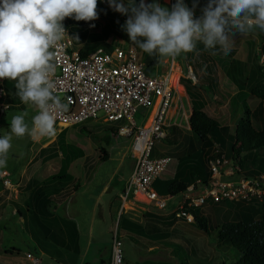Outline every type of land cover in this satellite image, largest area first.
<instances>
[{
	"label": "rangeland",
	"instance_id": "374dc122",
	"mask_svg": "<svg viewBox=\"0 0 264 264\" xmlns=\"http://www.w3.org/2000/svg\"><path fill=\"white\" fill-rule=\"evenodd\" d=\"M101 2L104 5V9L98 13L106 21V27L103 29L107 34L105 41L109 45L133 44L129 40L123 27L128 16L114 11L109 6L107 0H101ZM117 2L119 3L121 0H117ZM152 2L153 0H145L146 4ZM155 2L162 7H167L169 10L173 6V0H155ZM123 3L127 6V0H123ZM106 11H109V15L104 13ZM101 24L102 20L95 19L91 22L90 29L98 30ZM233 39L235 57L247 59L248 65L251 62H255L256 59L258 62L262 61L264 54V32L256 30L246 35L237 34ZM134 46L137 51V59L146 63L149 59L156 58L158 63L156 68L167 65L171 59L150 58L147 53L142 52L136 45ZM248 48L251 50V56L250 58H245L248 53ZM181 56L174 60L182 62L183 59ZM212 56L220 87H218V91L216 90L214 94H209V91L204 94L207 103V112L213 114L212 116H215V114L218 116L222 110L228 112V108L229 110H233L231 119L232 122L236 123L238 118L243 115L245 108H254L257 98L251 96L244 89L237 90L238 88L230 78L224 74L229 60L228 57ZM193 73L196 77L197 74L195 71ZM223 103L227 106L226 108L224 106L222 107L221 104ZM217 111L220 114L218 113L217 115ZM25 112L27 113L25 122L30 127V114L26 110L21 111L16 107H11L6 109L4 113H1L0 137L10 133L12 117ZM144 112V108H137L136 113L133 115L137 124L142 121ZM100 115L101 112H98L97 116L99 117ZM174 128L178 129L174 135H167L162 140H154L152 146V152L154 154L160 152L168 154L171 157L161 175L164 178L173 169L175 170L176 156L179 152H190L193 151L192 149H197L198 147L197 137L192 135L188 128L185 129L180 126H174ZM92 134L97 135L96 140L91 137ZM103 136H105L104 139L108 138V142H105L102 138ZM187 136H190L189 139ZM62 137L63 141L65 140L83 149L84 152L83 156L73 160L69 167L70 174L76 175L73 185L75 186L74 189L78 191L74 194H71V191L69 193L71 195L67 194L65 195L66 197L63 196L62 198L59 195V200H53L49 188L44 193L50 197V204L54 205L52 212L55 215L76 222L78 230V250L73 251L68 247H59L62 252L60 258L42 252L26 231L22 219L15 212L13 206L15 199H13L14 191L12 185L18 181L15 176L19 173L28 158L30 153L28 144L30 141L28 135L22 138L13 137L11 141L12 149L9 153L7 164L5 167H0V171L6 169L10 173L6 175L9 181L6 185L2 183L0 178V233L4 230L0 236V264H28V259L24 255L26 251L38 257L37 264H109L114 235L120 243L122 261L126 264H177L183 260L187 261L188 264H231L237 258L235 250H224L222 248L223 243L215 238L216 229H213L214 226L222 221L233 218L231 215L232 209L229 206H232V204L229 202H205L202 204L200 206V212L202 215L208 217V231L204 232L195 222H186L182 218L172 216L170 209L176 207L177 203L182 199V193L167 196L164 185L158 183L159 178H161L160 176L156 182L158 193L167 198L165 208L156 210V212L159 211L164 215H168L171 220V223L166 229L167 236L154 239L151 243H146L145 241L147 240L141 237V240L144 242V245L141 246L133 242L125 234H120L118 230V218L120 215L134 222H141L142 212L146 209L141 204H138V206L133 205L131 208L126 209L121 207L118 214L110 217L105 205V198L111 193L120 190L125 179L128 177L132 160L128 154V137L120 134L115 135L113 127L108 122L98 121V118L95 120L86 119L81 123L67 126ZM187 141L188 145L186 144ZM41 143L45 145L47 144V140ZM58 145V140L54 139L47 145L42 146L40 149L45 150L44 152L46 153L42 151V153L46 154L45 159L37 162L36 165L30 164L28 168L40 167L43 164L42 161H45V164L37 172L39 175L43 174L39 177L48 173H54L57 170L59 160ZM35 146L33 145L31 147L32 152L37 148ZM188 146L193 147L189 148ZM98 147L105 148L107 152L105 159H99ZM42 153H40L41 156ZM43 171L44 173H42ZM83 176L90 177L88 179L89 184L84 185L81 182ZM24 180L18 181L19 187L16 186L18 189L23 185ZM85 193L88 194V197L96 194L99 202L90 204L85 201H80L79 199L81 197H85ZM1 226H3V229ZM11 247L17 248L18 252L12 251L10 254H5L4 249ZM198 247L201 249V252H199ZM193 250L196 252L194 253Z\"/></svg>",
	"mask_w": 264,
	"mask_h": 264
},
{
	"label": "built area",
	"instance_id": "2783aa9c",
	"mask_svg": "<svg viewBox=\"0 0 264 264\" xmlns=\"http://www.w3.org/2000/svg\"><path fill=\"white\" fill-rule=\"evenodd\" d=\"M52 49L56 72L52 77L55 93L67 104V110L56 118V129L81 123L86 119L108 122L115 135L129 139V157L133 161L120 197L151 209L166 206V198L152 186V181L166 167L171 157L154 155V140L165 139L171 126L188 124L190 104L182 78L194 82L196 77L186 61L170 59L168 65L156 68L153 64L137 59L133 44L101 45L82 50L68 34ZM180 86V89H177ZM4 87L0 80V114L7 109L2 101ZM145 112L142 121L136 123L133 115L137 108ZM37 111L33 116L37 114ZM98 112L101 115L98 117ZM183 123V125H181ZM32 126V125H31ZM30 126V128H31ZM185 126V125H184ZM33 140L32 143L40 142ZM207 182L199 179L190 182L181 192L182 199L171 213L186 222H194L186 206H201L205 202L262 201L264 198V168L254 174L245 170L226 156L217 152V146L206 158ZM5 170L0 171L4 185L9 181ZM28 264H37L38 257L29 251L24 253ZM109 264H126L122 261L120 243L114 235Z\"/></svg>",
	"mask_w": 264,
	"mask_h": 264
},
{
	"label": "trees",
	"instance_id": "16d2710c",
	"mask_svg": "<svg viewBox=\"0 0 264 264\" xmlns=\"http://www.w3.org/2000/svg\"><path fill=\"white\" fill-rule=\"evenodd\" d=\"M136 3L138 5L139 1ZM175 3L176 0H173V5ZM183 3L193 11L194 18H199L202 16V9L207 5L208 0H183ZM103 9L104 5L101 0H98L97 11L100 12ZM104 13L109 15V11ZM97 19L102 20L98 30L90 29L92 21H76L72 18H65L63 25L67 27L72 41L82 50H89L98 45L108 48L110 45L105 41L107 34L103 30L106 27V21L99 13ZM234 53L235 48L232 47V51L227 56L229 60L225 74L238 89L246 90L259 102L253 109L245 108L243 115L238 118L232 128L221 124L203 110L204 94L207 91L209 94H214L217 84L213 56L199 42L196 51L181 56L194 71L199 63L205 64L208 67V73L203 72L202 78L204 79L198 77L194 82H190L187 78L181 79L190 104L188 130L197 137L199 147L194 151L178 153L173 175L170 178L158 180V183L164 185L167 196L182 192L185 186L194 182L195 179H199L202 183L207 182L206 158L216 146L218 153L223 152L232 158L233 161L241 165L246 174H254L264 168V54L261 62L256 59L255 62L248 65L235 58ZM250 56L251 50L248 48L246 58H250ZM146 63L153 64L154 60L150 59ZM16 93L14 92V94ZM63 134L64 130L62 129L57 135L60 154L57 173L49 174L46 180H41V183L32 179L28 184L29 188L25 191L26 198L18 197L23 204L17 202L13 204L15 212L22 219L26 231L36 246L42 252L58 258L62 255L60 246L68 245L73 250L78 247L77 229L74 221L57 216L52 212L54 205L50 204L51 199L46 193L44 194V191L49 188L50 190H47L53 194L56 191V186L53 185L54 180L66 176L69 162L82 155L81 148L63 141ZM91 137L94 140L97 139L96 134H92ZM102 138L104 139L105 136ZM104 140L108 142V138ZM98 151L99 159L107 157L104 147H98ZM156 182L155 178L152 181V186L158 193ZM62 187L63 185H60L58 189ZM73 189V186L68 187L60 193V197L69 194ZM60 191L61 189L58 192ZM229 203L235 207V216L213 227L216 229L215 238L222 241L224 250L233 249L236 251L237 258L231 264H264V198L262 201L254 200L248 203L229 201ZM186 208L191 211L196 225L207 232L208 217L201 214L200 206H186ZM172 216L175 217L173 214ZM142 220V224H138L120 215L118 230L126 233L128 238L141 246L144 245L141 237L147 240L146 243H151L154 239L167 236L166 229L171 223L168 215L156 212L155 209H149L142 212ZM12 251L18 252V249L15 247L4 249V252L8 254ZM177 264H188V262L183 260Z\"/></svg>",
	"mask_w": 264,
	"mask_h": 264
},
{
	"label": "clouds",
	"instance_id": "9594fccd",
	"mask_svg": "<svg viewBox=\"0 0 264 264\" xmlns=\"http://www.w3.org/2000/svg\"><path fill=\"white\" fill-rule=\"evenodd\" d=\"M107 2L128 16L123 27L129 40L159 59L194 52L198 42L211 55L227 57L234 36L264 32V0H208L199 18L183 0H176L171 10L155 0H139L138 5L127 0V6L123 0ZM97 8L98 0H0V80L16 81L19 99L38 110L31 128L26 112L12 117L10 133L0 137V167L7 164L13 137L39 140L56 135V118L67 104L55 93L52 49L65 36V18L93 21Z\"/></svg>",
	"mask_w": 264,
	"mask_h": 264
},
{
	"label": "crops",
	"instance_id": "0c3cea01",
	"mask_svg": "<svg viewBox=\"0 0 264 264\" xmlns=\"http://www.w3.org/2000/svg\"><path fill=\"white\" fill-rule=\"evenodd\" d=\"M167 2V1H166ZM165 2V3H166ZM234 48V47H233ZM235 57V56H234ZM151 58V57H150ZM235 58H237V57H235ZM246 58V57H245ZM238 60H240V61H243V62H246V63H248V61H247V59H241V58H237ZM150 60V59H149ZM151 60H154V62H157V59L156 58H151ZM184 61V60H183ZM211 62V61H210ZM213 63H214V65H215V62H214V60H213ZM227 64H228V62H227ZM168 65V64H167ZM190 65V64H189ZM191 66V65H190ZM227 66V65H226ZM192 68V67H191ZM208 67L207 66H205V64H198V66H197V69H195L196 71H195V73L198 75H196V80H197V78L199 77H201L202 78V76H203V72H206V73H208V69H207ZM206 69V70H205ZM225 69H226V67H225ZM193 70V69H192ZM194 71V70H193ZM214 75H215V78H216V80H217V77H216V69H215V66H214ZM224 74H225V70H224ZM226 75V74H225ZM227 76V75H226ZM202 79H204V78H202ZM2 82H3V86H4V96L2 97V101L3 102H5L8 106H7V109H9V108H11V107H16V108H18L19 110H21V111H24V110H26V111H28L29 112V114H30V126H31V121H32V117H33V115H34V113L36 112V108L34 107V106H30V105H27V104H24L20 99H19V97L16 95V94H14V92H17V89H16V87H15V85H16V81H12V80H7V79H2ZM218 87H220L219 86V84H218V80H217V84H216V89H215V91L217 90L218 91ZM177 89H180V86H177ZM237 90H239V89H237ZM215 93V92H214ZM186 96H187V98H188V95H187V93H186ZM205 99V98H204ZM254 99V98H253ZM188 100H189V98H188ZM259 102V100L257 99V101H255V105L257 104ZM222 105V107L224 106V108H226L227 106L225 105V103H223V104H221ZM206 107H207V103H206V101H205V104H204V106H203V110L208 114V115H210V116H212L213 114H210V113H208L207 112V109H206ZM227 111L228 112H225L224 110H222V112H221V114L217 111V115H218V113L220 114V115H218V116H216V114H215V116H212V117H214L216 120H218L221 124H225V125H228L230 128H232L233 127V125L235 124V122H232V119H231V115L233 114V110H229L228 108H227ZM185 125V126H184ZM182 127H184L185 129H187L188 128V124L186 125V124H184ZM65 130L66 129V127H62V128H59V129H56L57 131H56V138H55V136H52V137H45V138H43L40 142H37V143H32L31 141H30V136L28 135V138H29V141H30V143L28 144V149L30 150V153H29V155H28V158L26 159V161H25V164L22 166V168L20 169V171H19V173L15 176V178H17V180L19 181V180H22V179H25L24 180V183H23V185L22 186H20V188L18 189L16 186H18L19 187V182L17 181V182H14L13 183V191H14V198L13 199H15V201L14 202H17V203H19V204H23L22 203V201H21V199L19 198L18 199V197L19 196H22V198H26V196H25V191L27 190V188H29L28 187V184H29V182L32 180V179H35L34 181H37L38 179L40 180V182H38V183H41L43 180H46V178L48 177V175L49 174H54V173H57V170L54 172V173H48V174H46V175H44V176H42V177H39V176H41V175H43V174H41V175H39L37 172H38V170H40L41 168H42V166L45 164V161H42L43 162V164L40 166V167H37V166H35V167H33L32 169H29L28 168V166L31 164V165H36V163L37 162H39V161H41V160H44L45 159V157H46V154H44V153H46V152H44L45 150H42V149H40L42 146H45V145H47L48 143H50V142H52L54 139L56 140L57 139V135H58V132L60 131V130ZM178 129H175L174 128V126H171L170 127V131H169V136H171V135H174L175 133H176V131H177ZM190 135V134H189ZM168 136V137H169ZM167 137V138H168ZM189 137L190 136H187V138L189 139ZM187 139V140H188ZM44 140H47V144H45V145H43L41 142H43ZM65 141V140H64ZM197 141H198V139H197ZM187 145H188V141H187V143H186ZM189 144H190V142H189ZM33 145H36L35 147H37L35 150H34V152H32V150H31V147H33ZM186 145V146H187ZM189 148L190 147H193V146H188ZM198 147H199V141H198ZM197 147V148H198ZM82 150V155H80V156H77V157H75L74 159H72L70 162H69V164H68V167H67V169H66V173H67V175L66 176H64V177H62L61 179H56V180H54V182H53V185H55L56 186V191H54V193L52 194V197H53V200H59V195H60V193H62L65 189H67L68 187H70V186H74L73 185V181H74V179L76 178V175H72V174H70V172H69V167H70V165H71V162L73 161V160H75V159H77V158H80V157H82L83 156V149H81ZM193 151L194 150H196V149H192ZM42 151L44 152V153H42ZM32 152V153H31ZM40 153H42V156H41V154ZM153 153V152H152ZM180 153V152H179ZM182 153V152H181ZM184 153H187V152H184ZM154 154V153H153ZM158 154H160V152L159 153H156V154H154V155H158ZM60 155V154H59ZM177 157V156H176ZM42 162H40V163H42ZM58 163H59V160H58ZM59 165V164H58ZM132 165H133V161L131 160V165H130V171H131V168H132ZM57 168H58V166H57ZM2 170H5L6 172H7V174H10L9 173V171H7L6 169H2ZM130 171H129V173H130ZM28 174H27V173ZM163 172L164 171H162L157 177H156V179L160 176L161 177V175L163 174ZM42 173H44V171L42 172ZM129 173H128V175H129ZM173 173H174V169L171 171V173L170 174H168L167 175V177H161V178H159L160 180H164V179H167V178H170L172 175H173ZM38 174V175H37ZM58 174H60V173H58ZM23 175H25L24 177H23ZM82 179L84 180H82L81 182H83V184L85 185V184H89V182H88V179H90V177H82ZM155 179V178H154ZM153 179V180H154ZM38 180V181H39ZM42 180V181H41ZM59 180H62V181H59ZM87 180V182H85ZM125 181H126V179H125ZM125 181H124V183H125ZM80 184H82V183H80ZM159 184H161V183H159ZM60 185H63V187L62 188H59V189H61V191L60 192H58L59 191V189H58V187L60 186ZM77 186H78V182H77ZM123 186H124V184H123ZM123 186H122V188L120 189V190H117L115 193H111L109 196H107L106 198H105V205H106V208H107V210H108V213H109V215H110V217L112 216H114V214L116 215V214H118L119 213V211H120V209H121V207H124V209H126V208H131V206H133V205H136V206H138V204L137 203H133V202H131L130 200H125V201H123L122 200V198L120 197V193H121V191H122V189H123ZM73 188H75V186L73 187ZM78 190L77 189H73V191H72V193L71 194H74V193H76ZM88 192H89V190H88ZM45 194V193H44ZM71 194H69V195H71ZM68 195V196H69ZM66 197V196H65ZM62 198V197H61ZM76 200V199H75ZM80 201H85V202H87V203H90V204H92V203H94V202H96V203H98L99 201H98V199L96 198V194H92L91 196H89L88 197V194L87 193H85V197H81V199H79ZM14 202H13V204H14ZM221 202H229V201H221ZM215 203V202H214ZM229 204V203H228ZM14 206V205H13ZM231 208L230 209H232V217L234 218V216H235V207L232 205H229ZM146 209L145 210H149V209H151L150 207H145ZM15 209V208H14ZM173 209V208H172ZM172 209H170V212H171V210ZM54 210V209H53ZM144 211V210H143ZM141 218H142V215H141ZM128 219V218H127ZM74 221V220H73ZM130 221H132V220H130ZM132 222H134V221H132ZM142 222H143V220L141 221V222H136V223H138V224H142ZM74 223H75V225H76V229H77V224H76V222L74 221ZM2 227V229H3V226H1ZM1 230V229H0ZM4 232V230L3 231H1V233H0V236L2 235V233ZM119 233L121 234L122 232H120L119 231ZM123 234H125L126 235V233H123ZM127 236V235H126ZM0 240H1V238H0ZM77 245H78V230H77ZM61 247H68L69 249L71 248L70 246H68V245H63V246H60V248ZM198 249H199V252H201V249L198 247ZM73 250V249H72ZM78 250V247L75 249V250H73V251H77ZM193 252L195 253L196 251L195 250H193ZM5 253V252H4ZM6 254V253H5ZM98 258V257H97Z\"/></svg>",
	"mask_w": 264,
	"mask_h": 264
}]
</instances>
